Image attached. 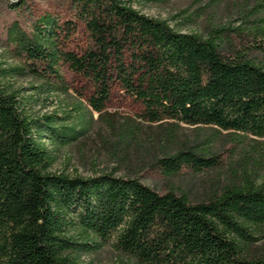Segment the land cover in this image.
I'll use <instances>...</instances> for the list:
<instances>
[{
  "label": "trees",
  "instance_id": "1",
  "mask_svg": "<svg viewBox=\"0 0 264 264\" xmlns=\"http://www.w3.org/2000/svg\"><path fill=\"white\" fill-rule=\"evenodd\" d=\"M69 3L87 34L82 54L60 47L62 26L49 14L32 20L28 31L17 23L7 30L35 76L65 89L62 63L91 81L87 103L97 112L118 82L141 101L149 123L169 120L264 140V62L250 57L264 53L262 44L223 52L227 33L236 29L211 28L201 38L174 31L126 0ZM66 25L68 32L75 28ZM253 31L264 37V25ZM34 125L0 86V264H78L67 251L87 250L90 243H110L138 264H264V252L251 250L264 237V176L247 173L219 195L193 203L136 178L51 173L52 158ZM196 151L184 146L152 168L165 176L218 165L215 155ZM74 227L76 236H67Z\"/></svg>",
  "mask_w": 264,
  "mask_h": 264
},
{
  "label": "rangeland",
  "instance_id": "2",
  "mask_svg": "<svg viewBox=\"0 0 264 264\" xmlns=\"http://www.w3.org/2000/svg\"><path fill=\"white\" fill-rule=\"evenodd\" d=\"M24 1L15 9L10 5L18 0H0V86L14 95L21 113L35 122L33 133L52 158L48 172L83 178L102 173L136 178L156 192L172 189L193 203L219 195L247 173L257 179L264 176V140L169 120L149 123L141 117V101L118 82L111 86L104 109L97 112L87 103L94 92L91 81L62 63L58 70L65 89L35 76L7 40V30L13 23L28 31L32 20L49 14L62 26L60 47L76 54H82L88 38L83 23L74 17L69 0ZM126 1L141 14L164 20L176 32L205 38L211 28L236 29L227 33L223 52L258 43L264 46V37L253 31L264 25L259 21L264 18V0ZM68 22L75 24L73 31H67ZM250 57L264 62L263 52L251 53ZM46 117H50L49 123ZM191 145L204 156L215 155L218 165L201 172L182 170L165 176L152 168L157 159ZM78 229L71 228L67 236H76ZM251 250L264 252V237H257ZM67 252L78 264H138L110 243H90L87 250Z\"/></svg>",
  "mask_w": 264,
  "mask_h": 264
}]
</instances>
